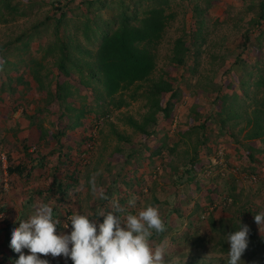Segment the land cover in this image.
<instances>
[{"label":"rangeland","instance_id":"1","mask_svg":"<svg viewBox=\"0 0 264 264\" xmlns=\"http://www.w3.org/2000/svg\"><path fill=\"white\" fill-rule=\"evenodd\" d=\"M167 1L153 78L173 84L162 95L171 114L160 113L157 133L147 137L129 123L147 111L144 89L134 100L126 91L128 104L116 107L91 77L88 53L97 48L90 38L97 26L122 5L142 17L159 0H0V264L18 259L11 229L42 203L53 208L58 233L70 232L64 228L73 213L94 219L113 201L122 215L157 206L164 231L150 241L163 242L173 264L227 260L224 234L240 219L264 240V224L253 217L264 211V139L247 137V116L264 108V24L257 22L264 0ZM59 38L68 45L69 74L57 66ZM179 39L182 65L172 61ZM18 165L23 174L9 171ZM133 196L135 207L128 205ZM241 260L264 264V244Z\"/></svg>","mask_w":264,"mask_h":264},{"label":"trees","instance_id":"2","mask_svg":"<svg viewBox=\"0 0 264 264\" xmlns=\"http://www.w3.org/2000/svg\"><path fill=\"white\" fill-rule=\"evenodd\" d=\"M100 0H83L84 4L95 5ZM152 8L144 12V16L138 17L128 5H122V9L111 20L103 25H98L91 40L98 42L97 48L91 54L93 62L89 65L91 77L98 76L103 85L106 97L110 98L116 107L127 105L128 101L123 98L126 91L131 90V99H136L140 89L146 99L147 111L141 120L131 118L129 123L139 133L151 137L157 133L158 116L160 113L165 118L171 114V103L166 107L162 106V95L174 90L173 84L164 77L153 78L157 69V55L155 48L161 41L163 33L168 24V15L166 14L165 4L167 0H159ZM63 14L57 18V24L62 22ZM257 22L264 24V1L259 3V12ZM84 34L88 36L92 27L83 24ZM60 42L61 58L57 66L65 73L69 74L67 61L70 59L67 52L68 45L61 38ZM186 47L182 39L176 43L172 61L177 65L185 62ZM63 86H57L60 91ZM58 97L66 99L68 94L58 92ZM228 118V117H227ZM226 118L223 119L225 124ZM247 126L249 127L247 137L250 139H264V108H255L247 116ZM250 156L253 158L252 153ZM11 173L25 172V167L18 165L9 168ZM31 171L28 172V176ZM57 183V180H54ZM215 227V222L212 221ZM239 224H233L229 231L235 230ZM248 247L260 248L264 240L258 238L253 228L249 227ZM226 249H227V245ZM228 260V259H227ZM227 260H222L218 264H227Z\"/></svg>","mask_w":264,"mask_h":264},{"label":"clouds","instance_id":"3","mask_svg":"<svg viewBox=\"0 0 264 264\" xmlns=\"http://www.w3.org/2000/svg\"><path fill=\"white\" fill-rule=\"evenodd\" d=\"M136 200L135 196L131 197L128 205L135 207ZM123 213L124 209L116 201L112 210H101L97 214L96 218L103 217L102 222L76 212L64 228L71 226L70 232L58 233L59 221L53 216V208L42 203L11 229L10 246L19 254L14 264H50L38 254L63 255L72 264H173L165 259L163 242L153 247L150 241L153 232L164 231L159 208L147 204L134 213ZM253 217L257 225L264 224V211ZM249 231L248 225L242 224L240 219L238 228L224 234L229 245L227 264H241L249 243Z\"/></svg>","mask_w":264,"mask_h":264}]
</instances>
